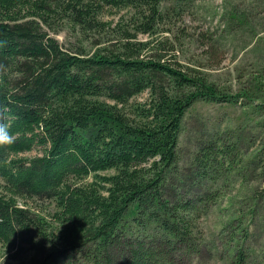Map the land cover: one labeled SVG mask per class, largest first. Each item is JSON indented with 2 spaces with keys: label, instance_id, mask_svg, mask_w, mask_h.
<instances>
[{
  "label": "trees",
  "instance_id": "1",
  "mask_svg": "<svg viewBox=\"0 0 264 264\" xmlns=\"http://www.w3.org/2000/svg\"><path fill=\"white\" fill-rule=\"evenodd\" d=\"M171 1L0 0V109L12 137L0 144V244L11 261L200 264L201 221L244 140L230 145L200 121L190 158L181 136L196 103L247 94L163 52L169 37L157 35L193 0ZM107 8L126 14L106 21ZM61 30L72 33L65 42L51 32ZM259 107L250 166L264 178ZM245 262L238 249L234 264Z\"/></svg>",
  "mask_w": 264,
  "mask_h": 264
},
{
  "label": "rangeland",
  "instance_id": "2",
  "mask_svg": "<svg viewBox=\"0 0 264 264\" xmlns=\"http://www.w3.org/2000/svg\"><path fill=\"white\" fill-rule=\"evenodd\" d=\"M188 6L183 21L177 20L171 34L157 35L158 41L166 42L169 37L163 52L169 51L168 57L176 54L184 66L208 74L224 92L247 94L234 104L196 103L188 112V124L181 136L187 157L200 121L211 124V129L218 130L230 145L237 143L236 139L244 140L231 155L232 163L222 168L232 171L220 173L215 190L219 196L209 204L201 221L204 257L200 264H234L238 249L244 250V264H264V178L257 165L250 166L259 157L260 144L252 146L249 140L261 136L254 115L258 121L263 117L258 111L264 103V0H193ZM124 14L126 11L107 8L104 19L117 21ZM51 32L61 42L72 35L69 30ZM151 52L160 53L161 49L148 51V55ZM147 96L144 93L137 101L143 102ZM41 153L36 148L23 155ZM17 263L8 258L0 244V264Z\"/></svg>",
  "mask_w": 264,
  "mask_h": 264
},
{
  "label": "clouds",
  "instance_id": "3",
  "mask_svg": "<svg viewBox=\"0 0 264 264\" xmlns=\"http://www.w3.org/2000/svg\"><path fill=\"white\" fill-rule=\"evenodd\" d=\"M4 113L3 110L0 109V144L10 143L12 141V137L9 135L4 123Z\"/></svg>",
  "mask_w": 264,
  "mask_h": 264
}]
</instances>
